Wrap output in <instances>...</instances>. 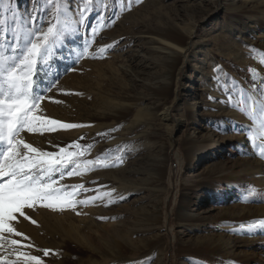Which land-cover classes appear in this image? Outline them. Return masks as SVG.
Segmentation results:
<instances>
[{
    "label": "rangeland",
    "instance_id": "374dc122",
    "mask_svg": "<svg viewBox=\"0 0 264 264\" xmlns=\"http://www.w3.org/2000/svg\"><path fill=\"white\" fill-rule=\"evenodd\" d=\"M50 26L36 114L81 126L21 137L99 163L53 175L88 203L25 207L4 264H264V0H0V57Z\"/></svg>",
    "mask_w": 264,
    "mask_h": 264
},
{
    "label": "snow or ice",
    "instance_id": "6c2138e0",
    "mask_svg": "<svg viewBox=\"0 0 264 264\" xmlns=\"http://www.w3.org/2000/svg\"><path fill=\"white\" fill-rule=\"evenodd\" d=\"M53 34L54 26H50L47 31L38 32L34 39L25 37L23 42L26 50L22 49L21 55L15 58L10 57L11 63H7L3 57H0V145H2L0 147V233L7 231L17 236H24L23 233L16 232L10 222L18 219L17 214L25 219H31L24 209L25 207L34 208L38 202H46L44 206L49 208L60 206L73 208V210L76 204H87L88 200L71 199L72 194L65 191L68 186L60 184L57 187L58 182L53 179V175L60 173L62 179L64 169L69 165H75L67 171V175L72 176L79 174L77 169L87 170L90 166L99 163L92 160L78 162L74 158L83 154L68 152L64 148H60L58 153L41 151L21 137V133L25 130L43 134L58 128L71 129L81 126L36 114L45 97L42 94H36L33 76L38 59L49 50L51 43L49 38ZM51 87L41 89L40 92L51 91ZM49 99L52 98L49 97ZM53 102L60 103V101ZM124 198L121 197V199ZM100 219H106V217H100ZM32 223L35 224L36 221L32 220ZM260 225H264V220L260 221ZM24 238L27 239V237ZM3 239L0 236V240ZM10 244L18 246L21 245V241L13 239L10 240ZM2 246L0 244V247ZM41 251L45 256L54 254L50 249ZM22 255L27 261L43 264L40 256L28 253ZM0 264H4L3 257H0Z\"/></svg>",
    "mask_w": 264,
    "mask_h": 264
},
{
    "label": "bare ground",
    "instance_id": "6f19581e",
    "mask_svg": "<svg viewBox=\"0 0 264 264\" xmlns=\"http://www.w3.org/2000/svg\"><path fill=\"white\" fill-rule=\"evenodd\" d=\"M153 36V35H152ZM151 37V36H150ZM155 42L157 43V47L164 49V50H170V51H174V48H177L173 45L172 42H170L169 40H167L166 38H155ZM180 50V53H183V48L179 47L178 48ZM66 232H72L70 230L66 231Z\"/></svg>",
    "mask_w": 264,
    "mask_h": 264
}]
</instances>
